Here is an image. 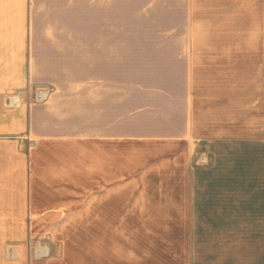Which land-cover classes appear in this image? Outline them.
I'll return each mask as SVG.
<instances>
[{
  "label": "rangeland",
  "instance_id": "1",
  "mask_svg": "<svg viewBox=\"0 0 264 264\" xmlns=\"http://www.w3.org/2000/svg\"><path fill=\"white\" fill-rule=\"evenodd\" d=\"M205 3L209 40L234 39L239 26L242 32L235 39L249 40L245 31L250 23L249 0ZM260 3L264 5V0ZM192 5L191 0L130 1L131 12L141 17L140 27L149 40L173 38L170 30L175 26L183 30L176 34L179 40L192 39V33L184 31L197 20ZM205 67L207 73H226L231 67L242 76L249 73L250 65L249 59L235 66L114 65L113 87L120 104H115V110H120L121 92L129 101V120H124L123 129L122 122L115 121L119 123L115 132H127V136L118 135L96 146L81 134L82 122L71 113L75 97H63L65 89L72 95L85 86L81 79L89 75L87 66L23 65L26 85L4 95L20 90L31 94L19 107L3 105V110L14 112L58 101L67 117L60 123L66 144H42L36 136L25 140L26 178L42 176L44 181L37 178L35 188L39 190L29 194L36 207H30L31 214L18 227L23 240L6 246L22 243L25 254L10 259L5 252L6 264H192V237L199 251L194 252L199 254L194 264L198 260L230 264V259L234 260L231 264H249L251 151L247 140L256 131L249 128L250 114L196 112L186 134L176 130L175 137L150 136L164 103L176 99L182 88V82L167 79L169 74H181L188 68L195 77ZM196 83L200 96L201 81H189ZM236 83L248 89L249 82ZM162 86H171L175 95L160 93ZM38 88L48 91L47 100L41 103L33 95ZM192 93L189 98L200 103L202 98ZM50 115V127L58 128L52 119L55 114ZM57 201H64L65 207L59 211L44 208ZM42 211L49 217L36 219ZM37 243L48 249V256L34 257Z\"/></svg>",
  "mask_w": 264,
  "mask_h": 264
},
{
  "label": "crops",
  "instance_id": "2",
  "mask_svg": "<svg viewBox=\"0 0 264 264\" xmlns=\"http://www.w3.org/2000/svg\"><path fill=\"white\" fill-rule=\"evenodd\" d=\"M130 1L139 0H0V264H6V246L23 240L24 234L18 227L25 223L30 207H36L29 194L39 190L35 188L37 178L44 181L42 176L26 178L25 140L36 136L42 139V144H66V133L60 123L67 117L59 109L58 101L14 112L3 110L7 95H19L18 106L25 100L24 90L4 95L26 85L23 65L87 66L89 75L81 79L85 80V86L75 89L72 95L65 89L63 97H75L71 113L76 121L82 122L81 134L97 146L115 136H127V132H115L119 128L115 121L122 122L120 129H123L124 120H129V101L125 100L128 95L121 92V107L115 110V104H120L115 100L119 93L115 94L113 87L114 65L235 66L243 59H249L250 68L242 76L231 67L226 73L218 69L210 74L205 67L197 77H191L188 68L181 74L170 73L167 79L182 82V88L176 99L164 103L150 136L175 137L179 132L176 130L186 134L189 120L194 121L196 112L250 114L249 128L256 131L247 140L251 151L249 264H264V5L258 6L259 0H249L250 23L245 30L249 33L248 41L235 39L240 38L242 26L234 29V34H238L234 39L232 36L229 40H209L206 0H191L197 20L184 31L191 32L192 39L179 40L176 34L183 30L175 26L170 30L175 34L173 38L149 40L144 27H140L141 17L137 19V14L131 12ZM195 79L201 81L200 96L198 84H189ZM236 80L249 82L248 89ZM210 81L218 83L210 85ZM170 87L162 86L159 92L170 91L173 96L175 92ZM190 93L201 97V102L194 97L190 99ZM50 114H55L52 119L58 122V128L51 126V129ZM64 204L57 201L52 206L47 203L44 208L59 211ZM48 215L42 211L36 219H46ZM14 246L25 254L22 243ZM190 252L194 264L195 256L199 255L194 252L199 251L193 237ZM229 261L234 263L232 259Z\"/></svg>",
  "mask_w": 264,
  "mask_h": 264
},
{
  "label": "built area",
  "instance_id": "3",
  "mask_svg": "<svg viewBox=\"0 0 264 264\" xmlns=\"http://www.w3.org/2000/svg\"><path fill=\"white\" fill-rule=\"evenodd\" d=\"M38 90V91H37ZM25 91V96H28L30 93V90H24ZM33 95L35 97L36 102H44L45 100H47L48 98V91L44 88H38L36 90L33 91ZM4 107L11 109V108H16L19 106L16 105H11L10 100H8V98H5V103H4ZM42 248L44 249L45 246L41 245L40 243H37L33 246L34 249V257L36 259H42L45 258L48 255V252L42 251Z\"/></svg>",
  "mask_w": 264,
  "mask_h": 264
},
{
  "label": "bare ground",
  "instance_id": "4",
  "mask_svg": "<svg viewBox=\"0 0 264 264\" xmlns=\"http://www.w3.org/2000/svg\"><path fill=\"white\" fill-rule=\"evenodd\" d=\"M5 98H8V100H10L11 105L12 104L16 105V106L19 105V99H20L19 95H7V96H5ZM5 98L3 101V105L5 103ZM16 100H18V101H16ZM44 250H45V252H48V249L46 247L44 249L42 248V251H44ZM6 256H7V258H10V259H12V258L21 259L22 254L20 252V247L19 246H8L6 249Z\"/></svg>",
  "mask_w": 264,
  "mask_h": 264
}]
</instances>
